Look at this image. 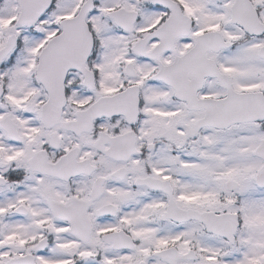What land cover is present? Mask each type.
<instances>
[{
    "label": "snow or ice",
    "instance_id": "snow-or-ice-1",
    "mask_svg": "<svg viewBox=\"0 0 264 264\" xmlns=\"http://www.w3.org/2000/svg\"><path fill=\"white\" fill-rule=\"evenodd\" d=\"M0 264H264V0H0Z\"/></svg>",
    "mask_w": 264,
    "mask_h": 264
}]
</instances>
